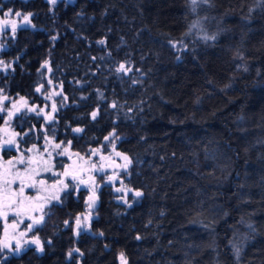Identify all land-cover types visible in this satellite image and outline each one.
<instances>
[{
    "label": "trees",
    "instance_id": "16d2710c",
    "mask_svg": "<svg viewBox=\"0 0 264 264\" xmlns=\"http://www.w3.org/2000/svg\"><path fill=\"white\" fill-rule=\"evenodd\" d=\"M9 10L30 26L1 53L0 93L55 109L14 118L23 146L87 158L108 138L132 192L101 184L75 237L88 199L69 187L36 230L43 250L0 246V264H264V0H0Z\"/></svg>",
    "mask_w": 264,
    "mask_h": 264
},
{
    "label": "rangeland",
    "instance_id": "374dc122",
    "mask_svg": "<svg viewBox=\"0 0 264 264\" xmlns=\"http://www.w3.org/2000/svg\"><path fill=\"white\" fill-rule=\"evenodd\" d=\"M50 1V0H49ZM59 0H56V2ZM71 1V0H69ZM24 16H16L15 14H10L5 17L4 15L0 17V21L8 20V24L0 23V61L3 63L0 64V75L6 77L9 74L11 69V65L13 64L10 60H5L1 57V53L7 48V41L9 38L13 37L17 30L21 28H25L30 26V21L26 23L23 20ZM12 22H15L16 31L13 33L12 31ZM0 76V78H1ZM7 97V99H4ZM27 101V104L24 103ZM13 104L16 105L13 108ZM0 107L3 108V111H0V115L5 117V122L0 126V172H4L5 170H11V172H15L16 168L23 171L26 167H30L39 172V175H35L32 173L36 180H44L46 181V185H38L37 189L26 188V195L36 196L37 191L41 188L46 189L40 192L41 196H50L52 194H58L59 197L62 193L70 186L76 188L77 191L84 189L85 193H88V206L82 215L77 216L73 221V233L74 236L77 237L80 233L88 231V227L92 221L93 209L96 204V199L98 194V190L101 184L106 186H110L114 194L117 196L123 195L119 200L124 201L125 197L130 194L132 191L126 188L123 185L122 177L125 175L127 169L129 168L128 159H124V155H121L115 152L112 148L109 139L107 138L104 142L103 148H97L92 150L87 158L76 154L74 151L70 150L69 146L60 145L59 148H56L55 145L57 143L54 142L53 139H42L38 144L34 143L37 139L33 138V145L24 147L22 146V150H19V142L18 140L23 136L21 133L12 126V122L16 117L28 118L30 116L41 117L42 119L50 120L53 116L54 109H50L49 107H38L28 100L20 97L9 98L8 95L0 93ZM32 109L29 111V109ZM19 109V110H17ZM43 109V111H41ZM9 112H12L13 115L9 118ZM8 141H13V143H7ZM51 154V155H49ZM21 156L25 157L24 164H17L16 161ZM59 156L60 158H64L59 161V166H56L54 163L55 158ZM31 159V163L29 164L27 161ZM76 159L78 162V170L75 172L72 169L70 160ZM11 161L16 165V168H11L8 162ZM114 164L117 168L114 167ZM46 167H51V171H44L43 169ZM67 172L68 175H63V173ZM53 173H60L61 175L58 177ZM11 178V177H9ZM61 179L64 181L68 187L64 188L62 185L55 184V182ZM100 180V182H99ZM26 182L30 183V179H26ZM55 184V187L52 185ZM19 181L13 185V187H18ZM119 189V191H117ZM43 203L42 200L35 201L34 204ZM58 201H51L50 204L45 208V212L48 211L51 207L57 205ZM92 207H89V205ZM32 216L39 217L42 213L40 211H31L29 213ZM80 218L81 228L77 231V218ZM87 217V219H85ZM14 219V217L9 216V221ZM0 222L3 225L4 229V240L3 243H7L9 247L6 249L16 254V245L17 242L21 245V248L33 246L29 245L27 238H30L31 231L27 232V235L21 237L19 235L20 231H26V225L31 223V220L24 219V223L19 226L18 229L13 231L11 227L8 228L7 235L5 234V223L2 219ZM40 225V224H39ZM37 225V226H39ZM36 227V226H35Z\"/></svg>",
    "mask_w": 264,
    "mask_h": 264
},
{
    "label": "snow or ice",
    "instance_id": "6c2138e0",
    "mask_svg": "<svg viewBox=\"0 0 264 264\" xmlns=\"http://www.w3.org/2000/svg\"><path fill=\"white\" fill-rule=\"evenodd\" d=\"M51 3H55L56 0H50ZM201 2H204V0H201ZM191 4L193 6H195L197 4V0H191ZM11 14V10H9V12L4 13V16L7 17ZM16 16H20L21 14L19 12L15 13ZM31 14L25 15L23 17V20L27 23L29 20V16ZM0 23L2 24H8L9 21L8 20H3L0 21ZM192 27H196V24L194 23L192 25ZM12 31L13 33L16 31V25L15 22H12ZM205 39H208L207 36L204 37ZM54 39V38H53ZM100 44H103L104 41L101 40L99 41ZM175 46V45H173ZM3 62L0 61V64H2ZM117 72H121V71H130V69H125V65L121 64L117 69ZM40 89L38 88L37 91H39ZM4 99H7V97H4ZM25 104H27V101H24ZM16 105L13 104V108H15ZM19 110V109H17ZM32 109L30 108L29 111H31ZM55 110V109H54ZM0 111H3V108L0 107ZM41 111H43V109H41ZM13 115L12 112H9V118H11V116ZM93 118H95L96 113L93 112L92 113ZM76 131H80L79 129H76ZM7 143H13V141H8ZM56 148H59L60 145L56 144L55 145ZM51 155V154H49ZM119 155V153H118ZM124 159H127V157H124ZM25 161V157L21 156L20 158H18V160L16 161L17 164H24ZM29 164L31 163V159L29 158L27 161ZM8 164L11 166V168H16V165L13 164L11 161L8 162ZM44 171H51V167H46L43 169ZM32 173H35V175H39V172L30 168V167H26L25 169H23V171H21L20 169L16 168V171L13 173L11 172V170H5L4 172H0V219H2L5 223V234L7 235V231L8 228L11 227L13 229V231H15L16 229L19 228V226L21 224L24 223V219H29L31 220L30 224L26 225V231L22 230L20 231L19 235L21 237H24L27 235V232L32 231L34 229L35 226L41 224L44 221L45 215H47L48 213L45 212V208L48 206V204L51 203V201L55 200V201H59L60 197L58 194H52L50 196H41L40 192L44 191L46 189H39L37 191V195L36 196H29L26 195V188H33V189H37L38 185H46V181L44 180H36L34 178L33 175H30ZM54 175H57L58 177L61 175L60 173H53ZM63 175H68L67 172L63 173ZM11 177V178H9ZM26 179H30L31 182L28 183L26 182ZM17 181H19V186L18 187H13L14 184L17 183ZM55 184H59L62 185L64 188L68 187L67 184L64 183L63 180L58 179ZM55 184L52 185V187H55ZM117 191H119V189H117ZM137 196L141 195V193L136 192L135 193ZM38 200H42L43 203H39V204H34L35 201ZM89 207H92V205L90 204ZM31 209V211H40L42 214L39 217H35L32 216L29 213V210ZM9 216L14 217V219H12L11 221H9ZM87 219V217L85 218ZM65 224H68V221H65ZM81 228V222H80V218H77V231H79V229ZM137 239H139V237H137ZM31 243L36 244L37 246V250L38 251H42L43 249L40 247V242L38 239H33L31 241ZM0 246L2 247H9V245L7 243H2L0 244ZM21 250V245L19 244V242H17L16 245V251L19 252ZM73 251H77L76 249H73ZM71 255V252L69 253V256ZM121 260H122V264L124 261L123 258V254H121Z\"/></svg>",
    "mask_w": 264,
    "mask_h": 264
},
{
    "label": "flooded vegetation",
    "instance_id": "af4514ba",
    "mask_svg": "<svg viewBox=\"0 0 264 264\" xmlns=\"http://www.w3.org/2000/svg\"><path fill=\"white\" fill-rule=\"evenodd\" d=\"M18 142H19V146H21V147H19V150L21 151L23 148H22V146H23V142H24V139L23 138H20L19 140H18ZM70 187H73V186H70ZM74 189H75V191L78 193V192H85L84 191V189H82V190H79V191H77L76 190V188L74 187ZM86 195H88V193L86 194ZM95 199L97 200V197H95ZM38 229V226H36V227H34V229L31 231V236H30V238H27V241L29 242V245H33V246H36V244H34V243H31V241L33 240V239H38L37 238V232H36V230ZM39 240V239H38ZM39 242H40V240H39ZM23 248H21V250H22ZM20 250V251H21ZM19 251V252H20ZM19 252H17L16 251V253H19Z\"/></svg>",
    "mask_w": 264,
    "mask_h": 264
},
{
    "label": "water",
    "instance_id": "95a60500",
    "mask_svg": "<svg viewBox=\"0 0 264 264\" xmlns=\"http://www.w3.org/2000/svg\"><path fill=\"white\" fill-rule=\"evenodd\" d=\"M70 163H71L73 171L76 172L78 170V162H77V160L76 159H71ZM114 167L117 168V166L115 164H114Z\"/></svg>",
    "mask_w": 264,
    "mask_h": 264
}]
</instances>
